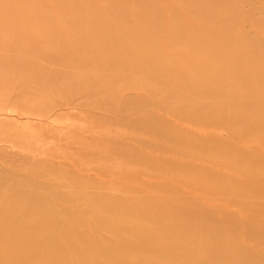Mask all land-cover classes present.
<instances>
[{"label":"rangeland","instance_id":"374dc122","mask_svg":"<svg viewBox=\"0 0 264 264\" xmlns=\"http://www.w3.org/2000/svg\"><path fill=\"white\" fill-rule=\"evenodd\" d=\"M263 34L264 0H0V264H264Z\"/></svg>","mask_w":264,"mask_h":264},{"label":"bare ground","instance_id":"6f19581e","mask_svg":"<svg viewBox=\"0 0 264 264\" xmlns=\"http://www.w3.org/2000/svg\"><path fill=\"white\" fill-rule=\"evenodd\" d=\"M244 20V19H243ZM246 24V23H245ZM258 24H259V22H258ZM244 25V24H243ZM262 24H260L259 26H261ZM244 28V27H243ZM264 35V34H263ZM207 163V162H206ZM198 194V193H197ZM196 194V195H197ZM205 199V198H204ZM207 200V199H206ZM210 203V202H209ZM215 203V202H214ZM90 224V223H89ZM130 226V225H129ZM243 226V225H242ZM244 238V237H243ZM246 239V238H245ZM252 242V241H251ZM98 252V251H97Z\"/></svg>","mask_w":264,"mask_h":264}]
</instances>
